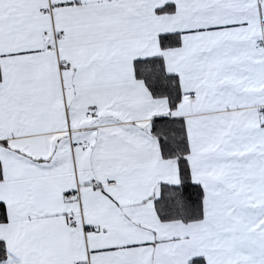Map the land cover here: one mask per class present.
<instances>
[{
  "label": "snow or ice",
  "instance_id": "6c2138e0",
  "mask_svg": "<svg viewBox=\"0 0 264 264\" xmlns=\"http://www.w3.org/2000/svg\"><path fill=\"white\" fill-rule=\"evenodd\" d=\"M0 264H264V0H0Z\"/></svg>",
  "mask_w": 264,
  "mask_h": 264
}]
</instances>
